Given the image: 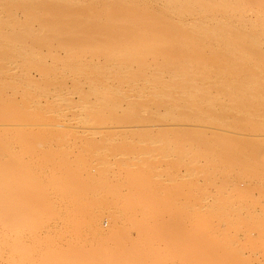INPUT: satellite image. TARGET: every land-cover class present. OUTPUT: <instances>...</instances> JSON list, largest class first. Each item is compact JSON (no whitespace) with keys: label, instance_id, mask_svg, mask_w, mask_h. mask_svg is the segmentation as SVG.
Listing matches in <instances>:
<instances>
[{"label":"rangeland","instance_id":"rangeland-1","mask_svg":"<svg viewBox=\"0 0 264 264\" xmlns=\"http://www.w3.org/2000/svg\"><path fill=\"white\" fill-rule=\"evenodd\" d=\"M40 1H41V3L39 1L37 3H34L35 6H34V4H33V6H31L32 5L31 2H28L29 4L26 3V5L23 2L21 3V6H22L21 12L24 14V16H21V24L23 26H25V25H28L25 23H29L30 26H34L35 29H39L38 31H40V29H41V32H43L45 30L44 31V33L46 32L45 34L41 33L42 34V36H41L40 32L37 31V33H36V30H35V33L33 31H32L33 33L29 32L28 30H25L26 29V26H25L24 30H23V27H21V32H22L21 36L25 32H26L25 34H27V35L24 34L23 38H21V36L19 34L18 36L20 37L21 40L20 39L15 40V42H13V40H1L3 38V36L2 35L0 36L1 37L0 38V127L6 128V129L0 130V174H1L0 177H6V175L13 176V179L15 180L14 184L16 183L19 186V187L18 186H16V187H18L20 189V190L18 189V191H21L22 197H25V198H28V196H30V194H32L31 192H33V190L35 188L40 189V192L37 191L38 189L37 190L35 189L33 192V195H35V194L36 195L34 197H32V196L30 197V199L31 200L33 199L34 201H35V199L37 200L39 198H40L39 200H42V201L45 198H47V200L49 198L50 199L52 198L53 201H55V199L56 200L60 199V201H56L57 203L61 202V200L64 202L65 200L69 199V198L66 199L68 197V193H64V191L65 192L68 191L69 193L71 191V192L76 193V194L70 193V195L71 194L72 195L71 196L69 195L70 199L74 198L73 199L74 201H77L80 198V200H82L83 202H86L89 199V201L91 203H92V201L94 203H97V201H98L99 204H102V202H104L106 199H107L106 201H108V202L109 201L114 202L112 199H114L116 201L117 197H119V196H117V197L114 196L115 193L110 194L111 189H110V187H108V183L103 182L104 178H106L107 180L109 179L108 182L111 183V185H112L111 186L112 191L115 192L116 186L117 185L119 186V184L121 183L119 180L123 179L120 177L126 176V178L128 180H129V178H131L130 181H128L127 179L125 181H128V182L122 181L125 184V185L122 184L124 186V188L122 187L120 190V186H119V189L117 186V190L119 191V193L121 191L122 192L125 191V192H123V195L125 194V196H127L128 194H129L128 196L132 195L129 197V201H130V199L136 200L138 198H142L139 200H147L148 201V198L151 196V199L150 198L149 199L152 202L153 201L156 202V201L160 200V201H158V203L162 204L164 201H166V203L171 202V205H173V206L175 205L174 201H177L176 204L181 205V203H182L186 206L188 204H185V203H193L194 202V205H196L195 207L198 208V210H201V212L199 211V213H201V214H202V212L207 213V211H209V210H207V208H210L213 210L212 212H210L211 215H213V216H218V217L220 216L221 217V215H224L223 217H225V215H230L233 217L256 218V219L257 218H263L264 219V138H263V135H262V139H261V137L259 139V137H257V135H255L257 133L260 136V133L261 134L264 133V132H262V131H264V40H178V41L170 40L171 42L169 40H153V41L152 40H143V42H142V40H139V41L137 40L138 42L136 40L135 41L134 40H130V41L124 40L126 43H124V42L120 43V42H122V39H124L126 37V35H123L122 32L119 33L120 30H117V32H113L114 34L112 33L113 34L112 40H110V39L109 40H101L100 38H103V36H101L102 35L101 32H104V31L101 29L97 31L96 25L99 26L100 22H97L99 20H97L96 17L95 18L89 17V15H91V13H90L91 11L94 10V13L97 12V11H95L96 9H94V5L96 8V3L99 4V5H97V10H100V9L108 6V8H105V9L108 12L110 11L109 14H113V15H118V14L122 15V13L123 14H124V12L128 13L129 11L130 12H133V11L137 12L139 9V13H141V14L137 15V17H136L137 19L144 18L145 16H147V14H148L147 12H149V11H150L149 14L150 13L154 14V12H155V15H156L158 13L156 15V17H158V19H163V17L164 18L166 17L164 15V11H167L168 8L170 10H173L176 6V8L174 10H177L178 8H180L179 10H185V9L189 10L193 6L195 7V5L197 3V5H196L197 7L195 8V11L201 10L204 5H206V7H208V9H207L204 6L205 7L204 9L209 10V9H213L215 7V5H216V7H217V5H219L217 1L215 3V0H213L214 2H212V1L209 2V0H201V1H199V0H179V1L174 0L175 3L173 2V0H163L166 3L159 1V0L158 1L157 0H154V1L151 0L150 2L151 3L153 2L152 3L153 5L149 2V0L148 1L147 0H134V1L133 0L132 1L131 0H129V1L125 0L126 1L125 3L122 2L124 5H122L119 0H118V2L120 4L117 2V0H116V2H115V0L114 1L110 0L114 4L112 2L109 3L110 2L109 1V2H107L106 6L103 4L104 7H103V5L102 6L100 5L101 3H104V2L99 3L100 0H86V1L85 0H82V1L76 0V2H75V0L74 1L71 0L73 3H69L68 2L69 0H51V2H50V0H40ZM66 1H67V3H66ZM106 1H108V0H105V3H106ZM121 1H124V0H121ZM127 1L128 2L131 1L133 3L130 2V4H126V3H128ZM135 1L138 3V4L136 3V5L140 4L139 5L140 7H141V5L142 6L144 5V8L141 7V8H143L141 10V8H139V6H136V5L133 6L132 4H134ZM140 1L142 3H140ZM169 1L170 2L172 1L173 3L170 4ZM187 1H188V3H187ZM257 1L258 0H250V1H248V0H242V1L241 0H239V1L238 0H235V1L231 0V2H232L231 3L230 0H228L226 3L229 2L230 4L233 5L236 2V5L234 4L233 6H235L237 8L240 7L239 9H241V7L243 6V7H247L246 9L250 8V10H252L251 8L260 9L264 5L263 4L264 0H259L258 2ZM144 2L146 4V6H145V4H143ZM160 2H162V3H160ZM179 2H182V4ZM205 2H206V4H205ZM238 2L239 3L242 2L243 4L241 3V5H239ZM250 2L254 5L250 4ZM38 3L40 5H36ZM116 3H117V5H119V6L122 5V6L117 7V5H115ZM168 3L172 6L169 7ZM176 3L177 4L179 3L178 6ZM186 3L188 4V6H192V7L187 8L188 6ZM207 3H209V4H207ZM222 3H223V1L221 2V4ZM125 4H126V9H125ZM154 4H155L156 8L159 10H156ZM189 4H191V5H189ZM201 4H203L202 7H201ZM211 4L212 5L214 4V6H212ZM223 4H225V3H223ZM259 4L262 6H260ZM41 5H42V7H41ZM109 5H111V7ZM179 5H182V6L185 5V7H181ZM30 6H31V8H30ZM36 6H38L39 9L41 8V11H39L38 7H36ZM46 6L51 7V9L46 7ZM98 6H101L102 8L99 9ZM147 6L149 7L147 9H150V8H152V9L147 10L146 9ZM153 6H154V8H153ZM164 6H165V8L167 7V10L164 8ZM109 7H110V10H108ZM122 7H124V8H122ZM171 7H173V9H171ZM26 8L28 9L27 10L28 12L30 10V13H28V15L26 14L27 13ZM46 8L48 9V12H46L47 11ZM89 8L91 9L90 12L88 10ZM113 8L116 10H114ZM119 8H121V9H119ZM133 8L135 10L131 11ZM193 8L191 10H193ZM75 9H77V10L73 11ZM78 9H79V12H78ZM86 9H87V11H86ZM112 9H113V12H112ZM122 9H124L123 12H122ZM43 10H45V13ZM51 10H54V12L53 11L52 12L56 13L54 18H53L54 14L51 13ZM119 10H121V12ZM146 10H147V12H146ZM153 10H155V11H153ZM36 11H38V15L40 17H37L38 15L35 13ZM158 11H160V12H158ZM41 12L43 14H40ZM71 12H74V13L71 14ZM22 13H21V15H22ZM65 13H66V15H68V18H65L66 17ZM75 13H77L76 16L77 15L79 17L81 16L83 22L80 21L81 18L78 20L77 19L78 16L77 17L74 16ZM78 13L79 14L82 13V14L79 15ZM85 13H90V14L87 15ZM160 13H161V15H160ZM33 14H34V17L31 16ZM56 15H58L59 17ZM82 15L84 16V18L86 17V20L83 19ZM158 15L161 16L162 18H160ZM26 16L27 17L30 16V18H31V19L29 18L31 20L30 22H28L29 19H27ZM35 16H36V18H35ZM44 16L46 18L48 16L47 20H45L46 18ZM139 16L140 17L142 16V17L140 18ZM72 17L75 20H73ZM87 18H89L91 21H87V20H89ZM32 19H38V21L37 20L33 21ZM56 19L57 20L59 19V20L56 22ZM68 19H70V20L72 19V20L70 21ZM43 20H44V22H43ZM62 20L65 23V24L63 23V26H62V24H59V23H62ZM164 20H168V19L165 18ZM22 21H23V23L24 22L25 23L23 24ZM41 21L43 22V23H41V24H43L42 27L45 25L43 27L44 30L42 29L41 24H39ZM53 21H54V23H53ZM75 21L80 22V24L74 23ZM84 21L86 24L84 23ZM31 22H32V24H31ZM35 22H37V23L39 22V23L35 24ZM49 22H50V25H49ZM89 22H91V23H89ZM69 23H71V25ZM82 23H84L85 26L81 25ZM94 23H96V24H94ZM97 23H99V24H97ZM52 24L53 25L55 24L54 27L56 26L58 29L56 27L51 28ZM57 24H58V26H57ZM89 24H90V26H89ZM37 25H40V26H38L39 28L37 27ZM48 25H49V28H48ZM64 25H66V26L64 27ZM67 25H68V27H70V30L67 27ZM74 25L76 27H74ZM171 25H174V23H171ZM60 26L64 27V29L63 28L61 29ZM79 27H81V29L83 31H79L80 30ZM87 27L89 30L87 29ZM50 28L53 29L52 32L54 31V33H52L50 30L48 31V29H50ZM65 28H68V29H65ZM72 28L75 31H77V33H75V31H73ZM76 28L78 30H76ZM94 28H96V29H94ZM171 28H172V30H171ZM177 28H178V30H177ZM31 29H29V30H31ZM54 29H57V30H54ZM60 29L61 30H67L68 32H65L63 35L61 33H59V35L61 36L60 37L57 34L58 32H60L59 31ZM71 29L73 32H71ZM104 29H106V28H104ZM174 29H176L177 32H176V30L174 31ZM184 30H185L186 34H184L185 33ZM188 30H190L188 27L187 28H185V26L184 27L183 26L177 27V25L175 24V26H173V27L170 26V28H168V30H166V31H168L167 34L170 33V35L171 34L174 35L175 33L180 32L182 35L186 36L187 32H189ZM172 31H174V33ZM49 32H51V33L49 34ZM82 32L85 34V36L83 35ZM93 32L94 33L97 32V33L94 34ZM98 32H100V33H98ZM106 32H108V34L110 33L108 30H106ZM159 32H161V31H159ZM4 33H5V31H4ZM28 33H31V34L28 35ZM71 33L75 34L76 38L74 35L72 36ZM87 33L90 35V38H88L89 40H86L87 37H89V35ZM161 33H164V32L162 31ZM32 34H33L32 39L31 38L29 39L28 37H31L30 35H32ZM34 34L40 35L41 38L43 37L42 38L43 43H45L47 40L50 43V41H52V37H53L52 35L54 34L53 38L55 40L53 39V43H54V41H55V43L52 44V42H51L50 45H49V43H45V44L49 45V46L46 45L47 46L46 47L45 44H43L41 42L42 40H41L40 36L39 37L36 36V40H39V41L35 42V39H33V37L35 36ZM46 34H49V35H46ZM65 34H67V35H65ZM68 34H70V36ZM115 34H116V39L114 36ZM191 34H192V36L193 35H196V37L198 36L197 33L192 32V30H190V34H188V35H191ZM44 35H45V39H44ZM78 35H81L83 37V39H81V36H78ZM120 35H121L122 39L120 38ZM26 36H28V37H26ZM48 36L49 37L51 36V37L49 38ZM46 37L49 39L46 40ZM58 37H60L62 40H60V38L58 39ZM67 37H69V38H67ZM70 37H73V39H71ZM193 37H195V36H193ZM65 38H66V40H65ZM67 39H69V41H67ZM92 39H94V40H92ZM57 40H59V42ZM16 41H18V42H16ZM131 41H132V43H131ZM173 41H175V42H173ZM69 42H71V43H69ZM39 43H41L40 45H42V46H40ZM62 44H64V45H62ZM69 44H71V45H69ZM59 45H61L60 48L58 47ZM51 46L53 47V49H55L54 51H53V49H51L52 52L50 50H48V48L50 49ZM62 46H63V48H61ZM71 46H72V48H71ZM73 46H75V48ZM148 47L149 48L153 47V48L149 49ZM69 48H70V50H69ZM146 49H148V51ZM71 50H72V52H71ZM73 50L75 52H73ZM120 52H122L123 54H121ZM144 52H145V55L143 54ZM131 54H132V56H131ZM161 54H162V56H161ZM124 55H125L126 59H125ZM127 55H129V56H127ZM134 55H135L136 59L134 58ZM127 57H129V58H127ZM130 58H134L135 60L139 59V60H137L135 62ZM121 59L124 61L120 62V61H122ZM127 59L132 60L133 64L131 65L132 62H130V61L128 63ZM144 59L146 61H144ZM151 60H153L152 61L153 64H151V62H150ZM164 62L166 64H164ZM124 63L126 65H124ZM144 64H145V66L147 64L146 69H145V66L143 67ZM122 65H124L126 67H124V66L122 67ZM150 65H151V67H150ZM179 68L180 69L182 68V69L180 70ZM148 70L150 71V73ZM152 71H154L155 73L154 72L152 73ZM168 72L170 74H172V76L169 75ZM175 73H177V74H175ZM148 74H150V76ZM179 74H181V75L179 76ZM151 76H155L154 78L155 79L158 78V79L155 80ZM170 76H171V78H169ZM175 76H177V78ZM146 77H149V78H146ZM106 78H108L107 80H110L109 78H111L112 82L110 84H107L106 80H105ZM150 79H152V80L154 79V81L157 84H154L155 82L152 84H148V83L144 82V80H150ZM171 79H173V80H171ZM169 82L171 83V85ZM159 83H160V85H159ZM150 85L153 86L152 87L153 93L150 92L151 87L148 88ZM154 85L156 86L157 89L154 88ZM173 85H175V86H173ZM129 86L134 87V89L136 88L135 89L136 91L133 90L132 91L133 94L132 93L131 94H128V93L125 94V92L123 94L122 90L125 88H128ZM171 86H173V87H171ZM137 90H139V92ZM146 90H148V92ZM136 93L137 94L140 93V94H138V96H141V97L137 96L139 99L136 97V95H137ZM159 93H161V94H159ZM121 94L125 95L126 97L122 96ZM127 96H129V97H127ZM130 97L132 99L133 98L134 99L133 100L130 99V100H132V101H130L129 100ZM124 98H128V99L125 100ZM88 100L90 101L88 103L94 104V105H92V108H94V109L89 108L88 109L89 112L84 111L85 112V115L83 114L84 116H81V115L76 116V113L73 111L72 106H76V107H78V105L82 106V102L84 101L83 102V105H84V103ZM112 103H113V105H112ZM119 103H122V104L120 105ZM86 113H88L89 115H87ZM74 116L79 117V118H83V119H85V117L88 116L86 118V120L89 119L88 121L91 120L94 122H99V123L101 122L104 125H123V126L125 125V126H132V127L136 126L135 129L139 125V127H138L139 131L137 130L138 128L136 129L135 133L134 132L128 133L129 132L128 131V132H126V133H128V135H126V137H125V135L122 134L126 140L123 137L119 136L120 137L119 139H121V141H122V139H124V146L127 145L126 148H128V147L132 148V145H134L136 148L137 146L135 145V142H137L136 144H138L140 142L139 139L143 140V141H146L147 139H149V141H152L151 139H153V141H154V139L158 140V138H159V140H160V138L164 139V138H167L168 136H170V138L168 137L167 140L172 139V142L174 141V144H176L177 142L184 144V147L186 148L185 150H189V153H191L192 151H190L191 149H187L186 146L190 145V147H192L191 145H193V148L195 149V153L197 156V157L196 156L195 157L198 159L197 163L200 162L199 164H201L198 166L196 164V166L200 167V170H202L203 173H200V174L196 173L197 175L195 177H193V178L191 177V179H190L191 181L188 179L189 177L187 178L188 179L187 181H185V180L182 181V179L184 178L182 176H180V179L182 178L181 180L178 179L179 178L178 175H181V173L184 171L185 168H184V166H180L181 168L179 167V169H177L178 165H175V164L177 162H180L179 160H177L178 157H184V156L181 155V153H178V155H180V156H177V154H176V157H171L169 155L170 158L168 156L167 158H169V159L168 160L165 159V160H167V161H165L164 160L165 155H163L164 157L162 156L161 150L163 149V147L166 144L164 145V142H162L163 144L160 142V145H164V146H161V148H162L160 150L161 151V153H160L161 159L160 158L159 159L164 160V162L162 161V163L160 164L159 161H157L158 160L157 158H156L157 160L156 159L153 160L154 158L152 157L153 159H151V156H149L150 158H148V159H151V160H149V162L147 164L150 165V164H152L150 162L155 161L154 162L155 166L152 168L159 166L158 169H157V167L155 168L156 171H159V172H157L158 175H160V171L162 172L165 170L166 173L162 172L161 176H158L156 174L158 178L156 177L157 179H155V180L159 181L162 177L165 178L167 175L168 176L166 179H168L169 177L171 179L173 176L172 173L174 174V176L177 174V177L175 176V178L179 182L180 181L185 182V184L182 183L183 184L182 187L179 186V184L181 185V182L178 183L177 186L175 185L174 176H173V178H174L173 181H169L170 179H168V182H167L163 178L161 179V180H164L165 182L169 183V185L167 183H165L164 181H160V182L157 181V183L155 182L156 184L154 185V184H152L154 182H152V181L150 182V180H153V179H151L152 176H154L153 178H155L156 175H155V173L153 174L151 172L150 173L152 175L149 173L151 175L150 180L147 179V180H149L148 182H150L149 186H148V184H146L147 180H145V177H144L145 176L144 174H146V173H143L144 179H143V177L141 178V176H139L142 173L139 174L138 176L135 175L136 173L139 172L138 168H136V165L132 169L129 168V169H122L121 170V167H124L127 164V163L125 164V162H124V164H125L124 165L122 162L125 160V155H124L123 160H121L122 158L120 157L121 162L120 161L119 162H120L121 166L119 164V166L116 165L115 168L112 167V169L113 168L116 169V167H117L116 171L114 170V172L116 173V176H117L116 178H118V175H117L118 172L117 171H119V173H122V174L124 173L123 174L124 176L121 174V176H119V178H118V181L120 183L117 182V184H114V183H116L115 181L117 180L116 178H114V176L112 177L113 183L110 182L111 181L110 177L112 175L109 174L108 172H113V171H112V169H110V171H108L109 167L107 170L108 172L105 173L106 175L109 174V176H107L109 178H107L106 175L104 173H102L103 175L101 174L100 176L104 177V175H105V177L104 178L101 177V180H100V177L98 175L100 173L98 171H96L97 170V167L95 166L96 164L94 165V163H91V161H90V160H92V159H90V157H92L93 153L91 156L90 155L88 156V153H87V155H86V153H84L85 150H87V149L83 148V146H84L85 148H88L87 151H89V150L91 151V148L89 146H94L93 142H95V140H90V138H89V140L86 142L85 140H87V139H84V137L83 138L79 137V138L74 139L73 136L70 137L72 135L71 133H69L70 136L67 135L68 133L66 135H64L65 133L62 135L63 132L61 131V134H60V132H58L59 130L57 129L58 130L57 131L56 128H54V126H53L55 123L62 122L63 120L75 119ZM46 124L48 125V127H50V125H52L54 128V131L47 129ZM19 125H21L22 127L24 125H27L28 129H27V126H24L26 129H24V131H21L22 130L21 127L19 129H17ZM29 125L31 127L33 125L34 126H33V128H30ZM37 125H39L40 128H38ZM154 125L158 126L159 129L153 128ZM10 126H11V128L14 127L16 129H14V128L10 129ZM15 126H17V127H15ZM140 127L141 128L145 127L149 131H146V129H141ZM151 128H153L155 130H153V129L151 130ZM55 130L57 132H55ZM132 130H133V128H132ZM140 130H143V132L142 131L140 132ZM222 133L223 134L228 133V135L230 134V136H231V133H234V134L237 133L238 135L234 136L235 139L233 137H229V138L234 139V141H232V140L229 141V138L227 136L222 135ZM54 134H55V136H54ZM62 136H66L63 138V142L60 140V139H62ZM68 137H70V138H68ZM67 138L70 140H68ZM97 138L100 139V137H97ZM65 139L70 141V142H68V141L65 142L66 141ZM78 139H80V140H78ZM99 139H98V141H99ZM103 139L105 140L108 138H103ZM113 139H116V138H113ZM113 139L109 138L108 141L111 140V142H112ZM119 139H116V141ZM55 140L57 141V143ZM104 140L101 139L102 142H104ZM127 140L129 141V143H127L128 142ZM167 140L165 141V143H167ZM175 140H177V141H175ZM53 141L56 143V145ZM73 141H76L79 145L77 143H75V145H74ZM114 141L115 140H113V142ZM116 141H115V143H118V144L112 143V144H115L114 147L116 149H119L120 147L124 148V146L122 145L123 141L122 142L120 140H119L120 142H116ZM161 141H164V140H161ZM48 142L51 143V145ZM59 142H60V144H59ZM83 142L84 143L86 142L88 145L86 143L84 145ZM105 142H106V140H105ZM172 142H170L169 144L172 145L173 144ZM66 143L73 144L74 146L68 145L70 147V149H68L69 147H67ZM96 143H97V141H96ZM106 143L108 145V142H106ZM180 143H178V144H180ZM109 144H111V143H109ZM129 144H131V146H128ZM61 145H62V147H61ZM107 145L105 144V146H107ZM117 145H119V147ZM232 145H234V149H233ZM43 146L45 147L46 150L44 149ZM47 146H50V148L49 147L47 148ZM64 146L67 149L64 148ZM155 146H157V145H155ZM172 146H175V145H172ZM52 147L53 148L55 147L54 150ZM58 147H59V149H58ZM165 147H167V151H168L169 150L168 148H170L171 146L170 147L165 146ZM181 147H183V146H181ZM130 148H128V150ZM138 148H139V150L140 149L142 150V148H140V145ZM152 148H155V147L152 146ZM173 148L174 147H172V150H173ZM71 149H73L74 155L73 154H71L72 156L69 155V159H68V157H67L68 155H66V153L71 152ZM79 149H81V150L83 149V150L81 151ZM144 149H145V147H144ZM92 150H95V148L92 147ZM152 150H154V149H152ZM165 150L166 149L163 150L164 153H165ZM170 150H171V148H170ZM170 150L168 151V154L170 153ZM182 150H183V148H182ZM78 151H81V152L84 151L83 154L82 153H80V154H82L83 157H85V158L89 157V158H87V160L90 161V163L94 165V166L92 165L93 167H96V169H95L96 172L93 175H95L97 177L94 176L95 178H94V180L92 179L93 180L92 183H91V179H87V177L81 178V175L79 172L75 173L77 171V169H76L77 164H79L78 161L80 162V165L83 162H84V164L86 163L85 161H83L84 158L82 160H80V158H82V157H80V155L78 154ZM112 151H115V150H112ZM123 151H124V149H122L121 153H124ZM24 152H26V153H24ZM63 152H65V153H63ZM75 152L77 154H75ZM117 152H118V150H117ZM125 152H126V150H125ZM131 152L132 151H130V155L132 157L133 153H131ZM148 152H149V150H148ZM153 152H152V154L151 153H149V154L153 155ZM177 152H173V153H177ZM173 153H172V156H175ZM186 153H187L186 155L188 156V151H186ZM52 154H54V155H52ZM58 154H59V156H57ZM125 154H127V153H125ZM160 154L158 153V155H160ZM193 154H194V152H193ZM199 154H201V155H199ZM76 155H77L76 158L79 157V159H73ZM127 155H129V154H127ZM130 155L126 156V157H128L126 159L130 160V158H129ZM191 155H192V153H191ZM63 156L65 159H63ZM144 156L145 157H142V158L147 159L148 156L146 154H144ZM154 156L157 157V154L154 153ZM104 157H105V155H104ZM186 157L182 158V159L187 160V162L186 161L185 162L187 164L188 163L190 164V162L188 161V159H186ZM32 158H33V160H32ZM66 158H67V161H66ZM70 158H71V160H70ZM142 158H139V160H141ZM144 159L141 160L143 163L137 161V162H139L138 164H140V163L142 164L143 168H145L144 165L146 164V163H144ZM179 159H181V158H179ZM68 160H70L71 162H69ZM136 160H135V162H136ZM31 161H33V163ZM168 161H173L172 162L173 164H171V162H168ZM195 161H196V159H195ZM29 162L32 163L33 165L29 164ZM67 162H68V164H67ZM72 162H76V163H74L76 165L74 166V164ZM156 162H158L161 166L156 165ZM165 162H168V163L165 164ZM131 163L134 164L133 162H131ZM131 163H128V164H130V167L134 166V165H131ZM138 164H137V166H138ZM177 164H179V163H177ZM181 164L182 163H180V165ZM204 164H205V166H204ZM71 165H72V167H70ZM82 165H81V168L83 167ZM86 165H88V164L86 163ZM164 165L166 166V168H164L165 167ZM174 165H175V168H172V167H174ZM182 165H184V163ZM28 166H30L32 168L31 169L29 167L31 169V171H34V173L36 172L35 177H32V175H34L33 172L30 173V171H26V170H30L28 168ZM33 166H35V167H33ZM167 166H168V169H167ZM74 167H75V169H74ZM138 167L140 168V165ZM160 167H162V169H160ZM169 167H170V169H169ZM190 167H191V165H190ZM190 167L188 166V168L191 170L192 167L191 168ZM203 167H205V168H203ZM21 168L23 170L22 173H21ZM23 168L26 169L25 173H24ZM102 168L99 167V169H102ZM152 168H151V170H153ZM193 168H194V166H193ZM61 169H62V171H61ZM68 169H71V170L69 171ZM118 169H120V170H118ZM134 169H135V171H134ZM175 169H177V170L175 171ZM195 169H197V168H195ZM125 170L126 171L132 170V171L131 172L128 171V172H126L127 173L126 174ZM147 170L148 169L144 170L143 172H146ZM178 170L179 171L182 170V172H179ZM56 171H57V173H56ZM59 171L63 172L64 174L60 173ZM67 171H69V174L71 176L67 177V175H68ZM91 171H94V170L91 169ZM185 171H187V170L185 169ZM26 172H27V174L30 173V177H28ZM41 172H44V173H41ZM105 172H106V170H105ZM187 172H183V174H186ZM78 173H79L80 178L75 175V174L78 175ZM128 173H130V175ZM21 174L24 176H22ZM72 174H73V176H72ZM37 175H38V179H37ZM51 175H52V177H51ZM56 175L58 177H55ZM43 176H45V177H43ZM62 176L63 177L66 176V177H64V180H63ZM89 176H88V178H92V176L91 177H89ZM131 176H133V177H131ZM41 177H42V179H41ZM98 177H99V180L101 181V185H99L98 181L97 182L95 181V179ZM139 177H140V179H139ZM21 178H23L22 180L26 184L21 180ZM77 178L80 179V180H78V183L76 182ZM29 179L31 181V185H30V183H28L30 181L26 182V180H29ZM31 179H34V180H31ZM51 179L53 182L50 181ZM66 179H67V181H66ZM82 179H84V180L82 181ZM85 179H87V181ZM102 179H103V181H102ZM106 179H105V181L107 182ZM124 179H125V177H124ZM133 179L135 180V182ZM142 179L145 180L144 181L145 184H144ZM176 179H175V181L177 183L178 181ZM195 179H196V182H194L192 184L188 183V181L192 182V180L194 181ZM40 180H43V181H40ZM61 180H63V181H61ZM74 180H75V183H74ZM96 180H98V179H96ZM155 180H153V181H155ZM63 182L64 183L66 182L65 184H67V185L65 186V184ZM67 182L70 184L68 185ZM132 182H134V183H132ZM172 182H174V183L170 184ZM22 183H24L26 186H24V184H22ZM33 183H35V184H33ZM158 183L160 185L166 184V186L163 187L165 190H163L161 188H160V190H158L159 189ZM63 184L65 187L64 190H63ZM91 184H93V185H91ZM102 184L104 186H102ZM106 184H107V186H105ZM150 184L153 186H151ZM186 184H187V187L188 188L191 187V189H193L192 188L193 186H196V188H194L195 190H193L194 192H191L194 194V196H192V194H189L190 189H186L187 188ZM188 184H189V186H188ZM32 185L33 186L35 185V186L33 187ZM43 185H45L46 187H44ZM71 185L72 186L75 185L76 187L74 186V188H77V189H74ZM77 185H78V187H77ZM156 185H158V186L154 187ZM167 185L169 188L167 187ZM28 186H31L33 189L29 188ZM144 186L147 187L148 192L146 190V187H144ZM174 186H176V187L174 188ZM39 187H41V188H39ZM66 187L71 188L70 191H69V189L66 190ZM92 187H93V189H92ZM94 187H96V189ZM99 187H101L102 189H103V187H105V188L107 187L106 189H103V190H107L109 188V192H107L108 194L106 193V191H103L104 193H106V195L105 194L102 195V191L100 193L101 188H99ZM47 188L49 191L50 190L51 191L49 192L47 190ZM72 188L74 189L73 191H72ZM21 189H24L23 192ZM41 189H42V191H41ZM113 189H115V190H113ZM169 189L171 190V192ZM27 190H29V192ZM61 190H63V191H61ZM88 190L91 192L90 193L87 192ZM93 190H94V192H97L96 190H99V192H97L99 195L97 193L92 192ZM117 190H116V195L118 192ZM151 190L155 191L156 193H158L157 195H160V196L159 197L156 195L153 196L152 195L154 193L153 191H152L153 193L152 194L150 193V195H149V192ZM24 191H25V193H24ZM44 191L45 192L48 191L47 193H48V195H50V197L48 195H46V193ZM83 191H85L86 194ZM165 191H167V192H165ZM41 192L42 193L44 192L45 194L44 193L42 194ZM177 192L179 193L178 195H177ZM23 193L24 194L27 193L26 194L27 196L23 195ZM61 193L67 195V196H64L62 194L63 197H66L65 200L61 196ZM141 193H142V197H141V195H139ZM146 193H148V195H147L148 198L146 196ZM168 193L171 194V196L168 195ZM174 193H175V195H174ZM51 194H54V195H51ZM87 194H88V196H87ZM95 194H97L99 197H97V195H95ZM164 194H166V196ZM172 194H173V196H172ZM75 195H77L78 198ZM81 195H82V197H79ZM110 195H112V197ZM144 195L146 196L145 199H143ZM162 195L165 197H163ZM167 195L169 197H167ZM36 196H38V197H36ZM105 196H107V198ZM121 196L122 195H120L119 198L124 197V196H122V197ZM205 196H207V197H205ZM22 197L20 198L22 201L24 200L23 202L21 201L22 203H25V202L29 203V200H28L29 198L25 199ZM156 197H158V198H156ZM160 197H162V198H160ZM76 198H77V200H76ZM153 198H154V200H153ZM52 199L50 201H52ZM72 199H71V201H73ZM123 199H125V197ZM123 199H120V200H122V202H120V201H117V202L119 204L123 203V201H124ZM27 200H28V202H27ZM47 200H45V203L47 202ZM127 200L128 199H126V201ZM42 201L41 202L39 201V202L43 203ZM204 201H205V203H204ZM206 201H209V202L207 203ZM117 202H114V203H117ZM206 203H207V205H206ZM106 204L104 203L105 206H106ZM167 205L168 204H166L165 206H167ZM194 205H192V206H194ZM107 206H109V203L107 204ZM173 206H171V207L168 206V208H166V210H168L170 208V209H172V211H174V210L178 211V210H176L177 209L176 207L178 205L176 207L174 206L176 209ZM186 206H185V208L188 209L189 206L188 207H186ZM192 206L189 207L190 210L192 209ZM182 207H183V205L181 206V208ZM185 208H183V213H185V211H184ZM178 209H180V208L178 207ZM193 209H194L193 211H195V208H193ZM180 210L182 211V209H180ZM180 210L178 211L180 213H177V212L175 213V211H174L173 216L175 215L178 217L179 215L182 214V216H181V218H182L184 215H183V213H181ZM188 210H186L185 215L188 214L187 213ZM102 211L103 210H101V212ZM191 211H189V212H191ZM220 211H221V213H220ZM105 212L106 211H104V213ZM195 213L197 215L199 214V213H197V211H195ZM195 213H194V216L196 215ZM111 215H113V213ZM204 215L206 216L207 214H204ZM208 215H210V214H208ZM116 216L117 215H115L113 217L111 216L113 218L112 219L113 221L111 220L112 221L111 223L118 225L121 221V218L120 217L117 218ZM24 217L27 218L26 215ZM106 217L107 216L104 215L103 219L102 218L99 219L101 224L105 225V226H103L104 228L106 227V224H107L106 222L108 220V219L106 220ZM184 217H186V216H184ZM101 220H103V221H101ZM100 222L98 221V224H100ZM120 224H123V222ZM96 225H97V223H96ZM25 226H27V225H25ZM24 229H25L24 234H27L26 233L27 228H24ZM87 229L89 230V228H87ZM87 229H86V231L89 234V231ZM43 232L41 231V236H42V234L44 236L45 233H43ZM102 232H103V230H102ZM104 232L101 233L102 238H100V239L104 240V242L109 241L106 243L112 244L110 241H112L113 238L115 239V236H112L111 233H110V235H106L107 232H106V234ZM28 234H29V232H28ZM66 234H64V232H63V235H62V238H64V239H62L63 241L66 239L67 235L69 236V238L71 237L70 234H67V235ZM111 236H112V238H111ZM26 238L27 239H25V240H27V242H28V237H26ZM252 239H254V238H251V240ZM114 242H113V244H114ZM243 242H245V241H243ZM248 242H250V240L246 241V245L244 244L245 247L247 246V244H248V246H249V244L251 246L252 243L254 242V240L252 241V243L251 242L248 243ZM242 248H244V247H242Z\"/></svg>","mask_w":264,"mask_h":264},{"label":"bare ground","instance_id":"bare-ground-1","mask_svg":"<svg viewBox=\"0 0 264 264\" xmlns=\"http://www.w3.org/2000/svg\"><path fill=\"white\" fill-rule=\"evenodd\" d=\"M40 2L41 3V1L40 0H0V36L2 35L3 36V38L1 39V40H13V42H15V40H19L20 39V37L18 36L19 34H20V36H21V27H23V30L25 29V26H26V29L25 30H28L29 32H34L35 33V30H36V33H37V31L39 30V29H35V27L34 26H30V24L29 23H25V24H28V25H25V26H23L22 24H21V16H24V14L21 12V8H22V6H21V3L23 2V3H25V5H26V3L27 4H29L28 2H31V6H33V4L34 3H37V2ZM72 1H74V0H72ZM71 0H69L68 2L69 3H73ZM79 1V0H78ZM82 1V0H81ZM80 1V2H81ZM86 1V0H85ZM110 0H108V1H106V3H105V0H100L99 1V3H101V2H104V3H101L100 5L102 6L103 4L106 6L107 5V2H109ZM114 1V0H113ZM120 2H121V4L122 5H124L123 3H125L126 1L124 0V1H121V0H119ZM129 1V0H128ZM127 1V2H128ZM132 1V0H131ZM130 1V2H131ZM134 1V0H133ZM148 1V0H147ZM151 0H149V2H150ZM152 1H154V0H152ZM158 1V0H157ZM159 1H162V2H164V3H166L165 1H163V0H159ZM177 1H179V0H177ZM199 1H201V0H199ZM214 2L213 0H209V2ZM216 1L218 2V4L219 5H217V7H216V5H215V7L213 8V9H209V10H205L204 8L206 7V5H204L203 7H202V5L203 4H201V7H202V9L201 10H196L195 11V8L197 7L196 5H197V3H196V5H195V7L193 8L192 6H188V1H187V8H193V10H191V9H189V10H187V9H185V10H179L180 8H178L177 10H174L175 8H176V6H175V8L173 9V7H171V9H173V10H170L169 8H168V10H167V7L165 8V6H164V8L167 10V11H164V15L166 16L165 18H167L168 20H164L165 18L163 17V19H158V17H156V15L158 14H156L155 15V12H154V14L153 13H150L149 14V12H147V10H151L152 8H150V9H147V8H149L148 6L146 7V12L148 13L147 14V16H143L144 18H141L140 16V18L141 19H137L136 17H137V15L139 14H141V13H139V9H138V11L137 12H134L133 10H135L134 8L131 10V11H133V12H128V13H125L124 12V14L122 13V15L121 14H118V15H113V14H109V12L105 9V8H108V6L107 7H104V5H103V7L104 8H102L101 6H98L99 7V9L100 8H102V9H100V10H97V5H99V4H97L96 3V8H95V5H94V9H96L95 11H97L96 13H94V10L93 11H91V9L89 8L88 10H89V12L91 13V15H89V17L90 18H92V17H96V19L97 20H99V21H97V22H100V24L99 23H97V24H99V26H97L96 25V27H97V31L98 30H103L104 32H101V36H103V38H100L101 40H112V37H113V32H117V30H120L119 31V33L120 32H122L123 33V35H126V37L124 38V39H122V37H121V35H120V38L122 39V42H120V43H126L124 40H142V42H143V40H176V41H178V40H264V5L262 6V5H260V6H262V8H260V9H253V8H251L252 10H250V8H248V9H246L247 7H241V9H239L240 7H235V6H233L234 4L236 5V2L232 5V4H230L229 2L228 3H226L228 0H215V3H216ZM223 1V3H225V4H221V2ZM235 1V0H234ZM239 1V0H238ZM242 1V0H241ZM248 1H250V0H248ZM259 1V0H258ZM257 1V2H258ZM43 2V1H42ZM50 2H51V0H50ZM75 2H76V0H75ZM84 2V1H83ZM112 1H110L109 3H111ZM115 2H116V0H115ZM117 2H118V0H117ZM123 2V3H122ZM130 2H128V3H126V4H130ZM162 2H160V3H162ZM168 2V1H167ZM173 2H174V0H173ZM172 1L170 2L169 1V3L171 4V3H173ZM185 2V1H184ZM193 2V1H192ZM191 2V3H192ZM203 2V1H202ZM230 2H231V0H230ZM66 3H67V1H66ZM87 3V2H86ZM113 3V2H112ZM119 3V2H118ZM131 3H133V2H131ZM136 1H135V3L134 4H132L133 6L134 5H136ZM140 3H142L141 1H140ZM151 3V2H150ZM153 3V2H152ZM151 3V4H152ZM157 3V2H156ZM168 3V5H169V7L170 6H172V5H170ZM175 3V2H174ZM179 3H181L182 4V2H179ZM178 3V4H179ZM190 3V2H189ZM204 3V2H203ZM214 3V4H215ZM232 3V2H231ZM239 3V2H238ZM242 3V2H241ZM241 3H239V5H241ZM245 3V2H244ZM262 3V2H261ZM45 4V3H44ZM43 4V5H44ZM114 4V3H113ZM120 4V3H119ZM126 4H125V9H126ZM138 4V3H137ZM143 4H145V2L143 3ZM177 4V3H176ZM178 4H177V6H178ZM205 4H206V2H205ZM207 4H209V3H207ZM214 4L212 5V6H214ZM243 4V3H242ZM249 4V3H248ZM250 4H252L251 2H250ZM264 4V3H263ZM36 5H40L39 3L38 4H36ZM115 5H117V3L115 4ZM121 5V6H122ZM140 5V4H139ZM139 5H136V6H139ZM153 5V4H152ZM165 5V4H164ZM175 5V4H174ZM173 5V6H174ZM189 5H191V4H189ZM193 5V4H192ZM210 5V6H211ZM238 5V4H237ZM246 5V4H245ZM252 5H254V4H252ZM31 6H30V8H31ZM34 6H35V4H34ZM110 7H111V5H109ZM119 5H117V7H118ZM121 6H119V7H121ZM128 6V5H127ZM131 6V5H130ZM145 6H146V4H145ZM154 6H155V4H154ZM154 6H153V8H154ZM159 6V5H158ZM163 6V5H162ZM179 6H181V7H185V5L184 6H182V5H179ZM258 6V5H257ZM36 7H38V6H36ZM41 7H42V5H41ZM46 7H48V6H46ZM91 7V6H90ZM110 7H109V9L108 10H110ZM129 7V6H128ZM141 7H143L144 8V5L142 6L141 5ZM140 6H139V8H141ZM200 7V6H199ZM198 7V8H199ZM200 7V8H201ZM34 8V7H33ZM32 8V9H33ZM48 8H50L51 9V7H48ZM115 8V7H114ZM113 8V9H114ZM122 8H124V7H122ZM132 8V7H131ZM137 8V7H136ZM143 8H141V10L143 9ZM155 8H156V6H155ZM163 8V7H162ZM207 9H208V7H206ZM244 8V9H243ZM24 9V8H23ZM38 9H39V7H38ZM57 9V8H56ZM113 9H112V12H113ZM119 9H121V8H119ZM130 9V8H129ZM28 9L26 8V14L28 15V13H30V10H29V12L27 11ZM46 12H48V9L46 8ZM62 10V9H61ZM72 10V9H71ZM77 9H75V10H73V11H76ZM114 10H116V9H114ZM123 10L124 9H122V12H123ZM156 10H159V9H157L156 8ZM39 11H41V8L39 9ZM44 11V13H45V10H43ZM54 12V10H51V13H53ZM60 11V10H59ZM65 11V10H64ZM86 11H87V9H86ZM120 12H121V10H119ZM144 11V10H143ZM153 11H155V10H153ZM163 11V10H162ZM78 12H79V9H78ZM108 12V13H107ZM142 12V11H141ZM152 12V11H151ZM158 12H160V11H158ZM21 13H22V15H21ZM33 13V12H32ZM37 15H38V11H36L35 12ZM50 13V14H51ZM62 13V12H61ZM67 13V12H66ZM66 13H65V15H66ZM70 13V12H69ZM72 13H74V12H71V14ZM90 13H85V14H90ZM115 13V12H114ZM35 14V15H36ZM40 14H43L42 12L40 13ZM49 14V13H48ZM54 15H53V18H54V16H55V14L56 13H53ZM76 14L77 13H75L74 14V16H76ZM79 14V13H78ZM82 13H80L79 15H81ZM116 14V13H115ZM144 14V13H143ZM84 15V14H83ZM82 15V16H83ZM86 15V16H87ZM155 15V16H154ZM160 15H161V13H160ZM31 16H33L34 17V14L33 15H31ZM49 16V15H48ZM48 16H47V18H48ZM56 16H58V15H56ZM78 16V15H77ZM76 16V17H77ZM159 16V15H158ZM27 17V16H26ZM37 17H40L39 15L37 16ZM45 17V16H44ZM50 17V16H49ZM59 17V16H58ZM79 17V16H78ZM77 17V19L79 20L80 18H81V16L78 18ZM160 18H162L161 16H159ZM25 18V17H24ZM23 18V19H24ZM30 18V16H28L27 17V19H29ZM35 18H36V16H35ZM46 18V17H45ZM47 18L45 19V20H47ZM65 18H68V15H66V17ZM75 18V17H74ZM93 18V19H94ZM31 19V18H30ZM29 19V21L28 22H30L31 20ZM41 19V18H40ZM39 19V20H40ZM72 19H73V17H72ZM71 19V20H72ZM83 19H85L86 20V17L84 18V16H83ZM87 19H89V18H87ZM33 21L34 20H37L38 21V19H32ZM42 20V19H41ZM59 20V19H58ZM57 19H56V22L58 21ZM68 20H70V19H68ZM70 20V21H71ZM73 20H75V19H73ZM50 21V20H49ZM65 21V20H64ZM80 21H82V18H81V20ZM87 21H91L90 19L89 20H87ZM43 22H44V20H43ZM42 21L39 23V24H41V23H43ZM61 22V21H60ZM66 22V21H65ZM83 22V21H82ZM96 22V21H95ZM22 23H23V21H22ZM23 23V24H24ZM37 22H35V24H36ZM37 23V24H38ZM53 23H54V21H53ZM63 20H62V23H59V24H62V26H63ZM74 23H78V24H80V22H74ZM84 23H85V21H84ZM84 23H82L81 25H84L85 26V24ZM89 23H91V22H89ZM171 23H174V25H171ZM31 24H32V22H31ZM46 24V23H45ZM56 24V23H55ZM54 24V25H55ZM65 24V23H64ZM70 25H71V23H69ZM68 24V25H69ZM94 24H96V23H94ZM175 24L177 25V27L178 26H185V28H189L190 30H192V32H195V33H197V37H196V35H193V36H195V37H193L192 36V34L191 35H188V34H190V30H188L189 32H187V35L189 36H185V35H182L180 32L179 33H175L174 35H170V33L169 34H167L168 33V31H166V30H168V28H170V26H175ZM42 25L43 24H41V27H42ZM47 25V24H46ZM49 25H50V22H49ZM49 25H48V28H49ZM54 25L52 24L51 26V28H55L54 27ZM68 25H67V27H68ZM69 25V26H70ZM77 25V24H76ZM38 26H40V25H37V27ZM45 26V25H44ZM43 26V27H44ZM57 26H58V24H57ZM62 26H60L61 27V29L63 28L64 29V27L66 26V25H64V27H62ZM89 26H90V24H89ZM94 26V25H93ZM29 27V28H28ZM40 27V28H41ZM42 27V29L44 30V28ZM59 27V28H60ZM74 27H76L75 25H74ZM82 27V26H81ZM81 27H79V31H83L82 29H81ZM103 27V28H102ZM33 30H32V29ZM39 28V27H38ZM48 29V31L50 30L51 32H52V30L53 29ZM57 28V27H56ZM69 28V30H70V27H68ZM68 28H65V29H68ZM91 28V27H90ZM104 28H106V29H104ZM29 29H31V30H29ZM58 29V28H57ZM57 29H54V30H57ZM59 30L60 32H58L57 34H58V36H60L59 35V33H61L62 35L65 33V32H68L67 30ZM73 29V28H72ZM72 29H71V32H73V31H75L74 29H73V31H72ZM87 29H88V27H87ZM93 29V28H92ZM94 29H96V28H94ZM184 29V28H183ZM22 30V31H23ZM42 30V31H43ZM76 30H78L77 28H76ZM86 30V29H85ZM89 30V29H88ZM91 30V29H90ZM106 30H108L110 33L108 34V32H106ZM171 30H172V28H171ZM176 29H174V31H175ZM177 30H178V28H177ZM177 30H176V32H177ZM182 30V29H181ZM4 31H5V33H4ZM45 31V30H44ZM44 31L43 32H41V29H40V31H38V32H40V34L42 33V34H45L44 33ZM159 31H163L164 33H161V32H159ZM174 31H172L173 33H174ZM3 32V33H2ZM32 32V33H33ZM51 32H49V34L51 33ZM57 32V31H56ZM90 32V31H89ZM182 32V31H181ZM184 32H185V30H184ZM26 33V32H25ZM25 33H23L22 34V36H21V38H23V35L25 34ZM52 33H54V31L52 32ZM75 33H77V31H75ZM83 33V32H82ZM94 33V32H93ZM92 33V34H93ZM97 33V32H96ZM96 33H94V34H96ZM98 33H100V32H98ZM113 33V34H112ZM29 34H31V33H28V35ZM42 34H41V36H42ZM49 34H46V35H49ZM72 34V33H71ZM79 34V33H78ZM88 34V33H87ZM104 34V35H103ZM184 34H186V32L184 33ZM25 35H27V34H25ZM35 36L33 37V39H35V42L37 41H39V40H36V36H40V35H37V34H34ZM52 35V34H51ZM65 35H67V34H65ZM64 35V36H65ZM69 36H70V34H68ZM75 36V38H76V35L75 34H72V36ZM83 35L85 36V34L83 33ZM89 35V34H88ZM98 35V34H97ZM31 37H28V36H26V37H28L29 39L31 38L32 39V36H33V34L32 35H30ZM41 36H40V38H41ZM53 37H54V34L52 35ZM78 36H81V35H78ZM77 36V37H78ZM92 36V35H91ZM100 36V37H101ZM115 36V39H116V34L114 35ZM119 36V35H118ZM192 36V37H191ZM19 37V38H18ZM25 37V36H24ZM37 37V38H38ZM49 37V36H48ZM51 37V36H50ZM49 37V38H50ZM52 37V41H50V43L52 42V44H54L55 43V41H54V43H53V38ZM61 37V36H60ZM60 37H58V39L60 38ZM87 37V36H86ZM96 37V36H95ZM1 38V37H0ZM43 38V37H42ZM42 38H41V40H42ZM49 38H47L46 37V40L47 39H49ZM63 38V37H62ZM67 38H69V37H67ZM71 39H73V37H70ZM88 38H90V35H89V37H87V39L86 40H89ZM93 38V37H92ZM27 39V38H26ZM25 39V40H26ZM28 39V40H29ZM39 39V38H38ZM44 39H45V35H44ZM70 39V40H71ZM79 39V38H78ZM81 39H83V37L81 36ZM21 40V39H20ZM45 40V41H46ZM51 40V39H50ZM55 40V39H54ZM60 40H62L61 38H60ZM65 40H66V38H65ZM80 40V39H79ZM92 40H94V39H92ZM32 41V40H31ZM44 41V42H45ZM48 41V40H47ZM45 42V43H49V41L48 42ZM58 42H59V40H57ZM67 41H69V39H67ZM73 41V40H72ZM78 41V40H77ZM137 41V42H138ZM16 42H18V41H16ZM42 43H43V40L41 41ZM171 42V41H170ZM173 42H175V41H173ZM45 43H43V44H45ZM50 43H49V45H50ZM69 43H71V42H69ZM79 43V42H78ZM131 43H132V41H131ZM166 43V42H165ZM164 43V44H165ZM41 43H39V45H40ZM60 44V43H59ZM128 44V43H127ZM134 44V43H133ZM144 44V43H143ZM147 44V43H146ZM149 44V43H148ZM47 44H45V46H46ZM49 45H47V46H49ZM57 45V44H56ZM62 45H64V44H62ZM69 45H71V44H69ZM124 45V44H123ZM145 45V44H144ZM40 46H42V45H40ZM44 46V45H43ZM44 46V47H45ZM46 46V47H47ZM60 46L61 45H59L58 47L60 48ZM143 46V45H142ZM56 47V46H55ZM65 47V46H64ZM74 48H75V46H73ZM120 47V46H119ZM118 47V48H119ZM144 47V46H143ZM43 48V47H42ZM57 48V47H56ZM61 48H63V46L61 47ZM71 48H72V46H71ZM149 48V47H148ZM150 48H153V47H150ZM149 48V49H150ZM156 48V47H155ZM46 49V48H45ZM51 49H53V47L51 46L50 47V49L48 48V50H50L51 51ZM58 49V48H57ZM68 49V48H67ZM168 49V48H167ZM55 49H53V51H54ZM63 50V49H62ZM69 50H70V48H69ZM75 50V49H74ZM73 50V52H75ZM139 50V49H138ZM147 51H148V49H146ZM130 51V50H129ZM52 52V51H51ZM66 52V51H65ZM71 52H72V50H71ZM140 52V51H139ZM146 52V51H145ZM145 52L143 53L144 55H145ZM114 53V52H113ZM121 54H123L122 52H120ZM127 53V52H126ZM136 53V52H135ZM141 53V52H140ZM139 54V53H138ZM137 55V54H136ZM167 55V54H166ZM127 56H129V55H127ZM131 56H132V54H131ZM139 56V55H138ZM159 56V55H158ZM161 56H162V54H161ZM124 57H125V55H124ZM146 57V56H145ZM164 57V56H163ZM122 58V57H121ZM127 58H129V57H127ZM134 58H135V55H134ZM134 58H130V59H132L133 61H137V60H139V59H137V60H135ZM138 58V57H137ZM140 58V57H139ZM144 58V57H143ZM160 58V57H159ZM123 59V58H122ZM121 59V60H122ZM125 59H126V57H125ZM130 59H127L128 60V63H129V61L130 62H132L131 63V65L133 64V61L132 60H130ZM173 59V58H172ZM142 60V59H141ZM150 60V59H149ZM148 60V61H149ZM169 60V59H168ZM174 60V59H173ZM124 60H122V61H120V62H123ZM144 61H146L145 59H144ZM152 61L153 60H151L150 62H151V64H153L152 63ZM163 62V61H162ZM146 63V62H145ZM148 63V62H147ZM155 63V62H154ZM122 64V63H121ZM135 64V63H134ZM140 64V63H139ZM143 64V63H142ZM141 64V65H142ZM150 64V63H149ZM161 64V63H160ZM164 64H166L165 62H164ZM124 65H126L125 63H124ZM124 65H122V67L124 66ZM140 65V66H141ZM130 66V65H129ZM145 66V64L143 65V67ZM146 66H147V64H146ZM146 66H145V69H146ZM166 66V65H165ZM120 67V66H119ZM121 67V68H122ZM124 67H126V66H124ZM142 67V68H143ZM149 67V66H148ZM150 67H151V65H150ZM153 67V66H152ZM173 68V67H172ZM148 69V68H147ZM152 69V68H151ZM150 69V70H151ZM159 69V68H158ZM180 69V68H179ZM182 69V68H181ZM180 69V70H181ZM154 70V69H153ZM163 70V69H162ZM149 71V70H148ZM159 71V70H158ZM172 71V70H171ZM154 71H152V73H153ZM149 73H150V71H149ZM155 73V72H154ZM161 73V72H160ZM169 73V72H168ZM180 73V72H179ZM157 74V73H156ZM175 74H177V73H175ZM149 76H150V74H148ZM155 75V74H154ZM158 75V74H157ZM161 75V74H160ZM169 75H171L172 76V74H170L169 73ZM181 74H179V76H180ZM156 76V75H155ZM155 76H151V77H155ZM159 76V75H158ZM171 76L169 77V78H171ZM174 76V75H173ZM178 76V75H177ZM177 76H175L176 78H177ZM160 77V76H159ZM146 78H149V77H146ZM161 78V77H160ZM159 78V79H160ZM108 78H106L105 80H106V83L107 84H110L111 82H112V79L111 78H109L110 80H107ZM155 79V78H154ZM154 79L152 80V79H150V80H144V82L145 83H148V84H152V83H154L155 81H154ZM158 79V78H157ZM157 79H155V80H157ZM163 79V78H162ZM171 80H173V79H171ZM161 81V80H160ZM164 82V81H163ZM162 82V83H163ZM170 83V82H169ZM168 83V84H169ZM105 84V83H104ZM154 84H157L156 82L154 83ZM159 85H160V83H159ZM170 85H171V83H170ZM107 86V85H106ZM168 86V85H167ZM173 86H175V85H173ZM173 86H171V87H173ZM151 87V91L150 92H152L153 93V91H152V87L153 86H149L148 88H150ZM170 87V86H169ZM154 88L155 89H157L156 88V86L154 85ZM123 89V88H122ZM136 89V88H135ZM134 89V87H128V88H125V89H123L122 91V93L124 94V92H125V94H131L132 93V91L133 90H135ZM144 90V89H143ZM136 91V90H135ZM138 92H139V90H137ZM147 92H148V90H146ZM141 92V91H140ZM155 92V91H154ZM133 94V93H132ZM137 94V93H136ZM135 94V95H136ZM138 94H140V93H138ZM138 94L136 95V97L138 96ZM143 94V93H142ZM156 94V93H155ZM159 94H161V93H159ZM122 95V94H121ZM151 95V94H150ZM122 96H124V97H126L125 95H122ZM131 96V95H130ZM143 96V95H142ZM146 96V95H145ZM148 96V95H147ZM127 97H129V96H127ZM135 97V96H134ZM138 97H141V96H138ZM137 97V98H138ZM149 97V96H148ZM123 98V97H122ZM125 100L126 99H128V98H124ZM123 99V100H124ZM130 99H132L131 97L129 98V100ZM134 99V98H133ZM132 99V100H133ZM139 99V98H138ZM84 100V99H83ZM86 100V99H85ZM90 100V99H89ZM86 101L85 103H84V105H83V102H82V106H79L78 105V107H76V106H72V109H73V111L76 113V116H78V115H81V116H84L85 115V112H89V108L91 109L92 108V105H94L93 103H88V102H90V101ZM132 100H130V101H132ZM136 100V99H135ZM134 100V101H135ZM121 101V100H120ZM98 102V101H97ZM96 102V103H97ZM122 102V101H121ZM127 102V101H126ZM125 102V103H126ZM136 102V101H135ZM99 103V102H98ZM120 105L122 104V103H119ZM127 104V103H126ZM81 105V104H80ZM112 105H113V103H112ZM115 105V104H114ZM118 105V104H117ZM119 105V106H120ZM96 106V105H95ZM98 107V106H97ZM118 107V106H117ZM92 109H94V108H92ZM85 111V112H84ZM93 112V111H92ZM84 114V115H83ZM87 115H89L88 113H86ZM76 116H74V118L75 119H70V120H63L62 122H59V123H55L53 126H54V128H56V130L58 131V132H60V134H61V131L63 132L62 133V135L64 134V135H66L67 133V135L68 136H70L69 135V133H71L72 135L70 136V137H74V139L75 138H79V137H84V139H87V140H85L86 142L89 140V138H90V140H95V142H93L94 143V146H89L90 148H91V151L89 150V151H87L88 150V148H85L84 146H83V148L84 149H87V150H85V152L84 153H86V155H87V153H88V156L90 155H92V153H93V155H92V157H90V159H92V160H90L91 161V163H94V165L97 167V170L96 171H98L100 174H98L99 175V177H100V180H101V177H103V176H100L102 173H107L108 171H110V169H112V167H114L115 168V166L117 165V166H119V164H120V162H121V160H123L124 159V155H125V160L124 161H122L123 162V164H124V162H125V164L127 165H125L124 167H121V170L122 169H129V168H133V167H135V165H136V168H138V173H136L135 175H139V174H141V175H139V176H141V178L143 177V173H155V175L157 174L158 175V173L157 172H159V171H156V167L155 168H152V167H154L155 165V161H153V162H150V163H152V164H147L148 162H149V160H151V159H153V160H155L156 158L158 159H156L157 161H159V163L161 164L162 163V161L164 162V160L165 159H169L170 158V156L171 157H176V154H177V156H180V155H178V153H181V155H183L184 157H178V159L177 160H179L180 162H177V163H179V164H175V165H178V167H177V169H179V167L180 166H184V168L188 171H185V169H184V171L183 172H187L186 174H183V172H182V170H178L179 172H182L181 173V175H178L179 176V178L178 179H180V176H182V177H184L183 179H182V181L183 180H185V181H187L188 179L190 180L191 179V177L193 178V177H195L198 173L200 174V173H203V171L202 170H200V167H197L198 165H201V164H199L200 162H198L197 163V161H198V159L196 158L197 156H196V153H195V149L193 148V145H191L192 147H190V145L189 146H186L187 147V149H191L190 151H192L191 153H192V155H191V153H189V150H185L186 148L184 147V144H181L180 142H175L176 144H174V141L172 142V139H168L170 142H172L173 144L172 145H175V146H172V145H170L169 143V141L167 140V138L169 137L170 138V136H168L167 138H164V139H161L160 138V140H159V138H158V140L157 139H154V141H153V139H151L152 141H149V139H147L146 141H143V140H140L139 138V143L138 144H136L137 142H135V145L137 146L136 148H135V146L134 145H132V148H130V147H128V148H130L129 150H128V148H126L127 147V145H125L124 146V139H125V137H126V135H128V133H135V131H136V129L139 127V125H138V127L135 129V127H132V126H123V125H104L103 123H99V122H94V121H88V120H86V118L88 117V116H86L85 117V119H83V118H79V117H76ZM93 120V119H92ZM96 121V120H95ZM22 125V124H21ZM21 125H19L18 126V128L17 129H19L20 127H21V131H24V129H26L24 126H27V125H24L23 127L21 126ZM30 126V125H29ZM34 126V125H33ZM33 126L31 127L30 126V128H33ZM36 126V125H35ZM42 126V125H41ZM46 128L47 129H50V130H53L54 131V128H53V126L52 125H50V127H48V125L46 124ZM15 127H17V126H15ZM37 127L38 128H40L39 127V125H37ZM133 128V130H132V128ZM151 127V126H150ZM14 128V127H13ZM13 128H11V126H10V129H13ZM42 128V127H41ZM52 128V129H51ZM131 128V129H130ZM141 128V127H140ZM153 128H157V129H159V127L158 126H156V125H154V127ZM153 128H151V130L153 129ZM1 129H6V128H1L0 127V130ZM9 129V130H10ZM14 129H16V128H14ZM27 129H28V126H27ZM37 129V128H36ZM141 129H146V131H149V130H147V128H141ZM150 129V128H149ZM32 130V129H31ZM46 130V129H45ZM55 130V132H57ZM132 130V131H131ZM138 131H139V128L137 129ZM153 130H155V129H153ZM16 131V130H15ZM27 131V130H26ZM33 131V130H32ZM129 131V132H128ZM143 132V130H140V132ZM2 132V131H1ZM7 132V131H6ZM11 132V131H10ZM43 132V131H42ZM126 132H128V133H126ZM233 132V131H232ZM236 132V131H235ZM262 132H264V131H262ZM20 133V132H19ZM53 133V132H52ZM125 133V134H124ZM138 133V132H137ZM229 133V132H228ZM228 133L227 134H223L222 133V135H224V136H227L228 138L229 137H233L234 139H235V135H238L237 133L236 134H234V133H231V136H230V134L228 135ZM25 134V133H24ZM49 134V133H48ZM51 134V133H50ZM125 135V137H123V135ZM152 134V133H151ZM233 134V135H232ZM255 134V133H254ZM52 135V134H51ZM149 135V134H148ZM255 135H257V137H259V139H260V137H261V139H262V135H263V138H264V133H260V136L256 133ZM54 136H55V134H54ZM57 136V135H56ZM123 137L124 139H122V141H123V146H124V148H119V149H116L115 147H114V145L115 144H118V143H115V141H116V139H119L120 137ZM64 137H66V136H62V139H60L62 142H63V138ZM70 137H68V138H70ZM97 137H100V139L99 138H97ZM102 137V138H101ZM130 137V136H129ZM147 137V136H146ZM166 137V136H165ZM56 138V137H55ZM61 138V137H60ZM67 138V139H68ZM95 138V139H94ZM103 138H108V139H105L106 140V142H108V145H107V143L105 142V140L103 139ZM109 138L110 139H113V138H116V139H113V140H115L114 142H113V140H112V142H111V140L110 141H108L109 140ZM145 138V137H144ZM154 138V137H153ZM226 138V137H225ZM98 139H99V141H98ZM101 139L102 140H104V142H102L101 141ZM234 139H232V138H229V141L230 140H232V141H234ZM66 140V139H65ZM68 140H70V139H68ZM68 140H66L65 142H67ZM78 140H80V139H78ZM83 140V139H82ZM120 141H121V139H119ZM119 140H117L116 142H120ZM126 140V139H125ZM161 140H164V141H161ZM167 140V143H165V141ZM56 141V140H55ZM96 141H97V143H96ZM101 141V142H100ZM121 141V142H122ZM128 141V140H127ZM126 141V142H127ZM138 141V140H137ZM175 141H177V140H175ZM228 141V142H229ZM22 142V141H21ZM54 142V141H53ZM68 142H70V141H68ZM81 142V141H80ZM85 142V143H86ZM90 142V141H89ZM125 142V143H126ZM132 142V141H131ZM134 142V141H133ZM160 142L162 143V142H164V145L165 146H171L170 148H171V150H172V147H174L173 148V152H177V153H173L171 150H170V148H168L169 150H170V153L168 154V151H167V147H165L164 145H160ZM23 143V142H22ZM49 143V142H48ZM55 143V142H54ZM56 143H57V141H56ZM56 143H55V145H56ZM73 143H74V145H75V143H77L76 141H73ZM84 143V142H83ZM85 143H84V145H85ZM107 145V146H105V144ZM109 143H111V144H109ZM112 143H115V144H112ZM127 143H129V141L127 142ZM157 143V144H156ZM178 143H180V144H178ZM184 143V142H183ZM42 144V143H41ZM47 144V143H46ZM50 145H51V143H49ZM59 144H60V142H59ZM67 144V147H69L68 145H73V144H70V143H66ZM65 144V145H66ZM78 144V143H77ZM76 144V145H77ZM87 144V143H86ZM97 144V145H96ZM104 144V145H103ZM134 144V143H133ZM163 144V143H162ZM45 145V144H44ZM54 145V144H53ZM73 145V146H74ZM79 145V144H78ZM88 145V144H87ZM93 145V144H92ZM96 145V146H95ZM139 145H140V148H142V150L140 149L139 150ZM155 145H157V146H155ZM177 145V146H176ZM180 145V146H179ZM188 145V144H187ZM8 146V145H7ZM41 146V145H40ZM39 146V147H40ZM98 146V147H97ZM118 147H119V145H117ZM121 146V145H120ZM128 146H131V144H129ZM152 146L153 147H155V148H152ZM161 146H164L163 147V149L161 148ZM179 146V147H178ZM181 146H183V147H181ZM9 147V146H8ZM44 147V146H43ZM50 148V146H47V148ZM61 147H62V145H61ZM92 147H94L95 148V150H92ZM114 147V148H113ZM144 147H145V149H144ZM159 147V148H158ZM232 147H233V149H234V145H232ZM231 147V148H232ZM30 148V147H29ZM53 148V147H52ZM55 148V147H54ZM54 148H53V150H54ZM64 148H66L65 146H64ZM89 148V149H90ZM138 148V149H137ZM149 148V149H148ZM158 148V149H157ZM180 148V149H179ZM182 148H183V150L185 151H183L182 150ZM44 149H45V147H44ZM58 149H59V147H58ZM63 149V148H62ZM67 149V148H66ZM68 149H70V147L68 148ZM78 149V148H77ZM122 149H124V153H121L122 152ZM132 149V150H131ZM137 149V150H136ZM151 149V150H150ZM152 149H154V150H152ZM157 149V150H156ZM162 149V150H161ZM164 149H166L165 150V153H164ZM194 149V150H193ZM46 150V149H45ZM79 150H81V149H79ZM83 150V149H82ZM81 150V151H82ZM112 150H115V151H112ZM117 150H118V152H117ZM125 150H126V152H125ZM128 150V151H127ZM135 152H134V151ZM148 150H149V152H148ZM162 151V156L163 155H165V157H164V160H160L161 159V151ZM180 150V151H179ZM182 150V151H181ZM52 151V150H51ZM57 151V150H56ZM59 151V150H58ZM73 151V149H71V152ZM81 151H78V154L80 155V157H82V158H80V160H82L83 158H84V160L83 161H85L88 165H86V163L84 164V162L81 164L83 167L81 168V165H80V162L78 161V163L79 164H77V171L75 172V173H77V172H79L80 173V175H81V178L83 177H87V179H91V183L93 182V180H94V178L95 177H97V176H95V175H93V174H95V169H96V167H93L94 165L93 164H91L90 163V161H88L87 160V158H89V157H83V152H81ZM87 151V152H86ZM130 151H132L131 153H133V155H132V157H131V155H130ZM153 152V155H151L152 154V152ZM156 151V152H155ZM160 151V152H159ZM167 151V152H166ZM186 151H188V156L186 155L187 153H186ZM30 152V151H29ZM68 152V151H67ZM71 152H69V153H66V155H68L67 157H68V159H69V155H71V154H73L74 155V151L71 153ZM90 152V153H89ZM117 152V153H116ZM120 152V153H119ZM183 152V153H182ZM193 152H194V154H193ZM24 153H26V152H24ZM23 153V154H24ZM63 153H65V152H63ZM80 153H82V154H80ZM108 153V154H107ZM125 153H127V154H129L130 155V160H128V159H126V158H128V157H126V156H129V155H127V154H125ZM149 153H151V154H149ZM154 153L155 154H157V157H155L154 156ZM158 153L160 154V155H158ZM164 153V154H163ZM167 153V154H166ZM172 153L175 155V156H172ZM8 154V153H7ZM38 154V153H37ZM75 154H77L76 152H75ZM103 154V155H102ZM110 154V155H109ZM144 154H146L148 157H147V159L145 158H142V157H145L144 156ZM190 154V155H189ZM32 155V154H31ZM52 155H54V154H52ZM85 155V156H86ZM97 155V156H96ZM102 155V156H101ZM104 155H105V157H104ZM109 155V156H108ZM141 155V156H140ZM167 155V156H166ZM170 155V156H169ZM198 155V154H197ZM199 155H201V154H199ZM25 156V155H24ZM28 156V155H27ZM26 156V157H27ZM57 156H59V154L57 155ZM72 156V155H71ZM123 156V157H122ZM140 156V157H139ZM149 156H151V159H148V158H150ZM169 156V158H167ZM187 156V157H186ZM191 156V157H190ZM196 156V157H195ZM204 156V155H203ZM32 157V156H31ZM77 157V155L73 158V159H79V157L78 158H76ZM94 157V158H93ZM122 159H121V158ZM153 157V158H152ZM186 157V159H188V161L190 162V164L188 165L186 162H187V160H183L182 158H185ZM195 157V158H194ZM205 157V156H204ZM22 158V157H21ZM45 158V157H44ZM50 158V157H49ZM54 158V157H53ZM139 158H142L141 160H143L144 159V163H146L145 165H144V167L146 168V169H148L146 172H143L144 170H146L145 168H143V166H142V164L141 163H143L141 160H139ZM160 158V159H159ZM179 158H181V159H179ZM192 158V159H191ZM208 158V157H207ZM24 159V158H23ZM63 159H65L64 158V156H63ZM121 159V160H120ZM136 160V162H135V160ZM163 159V158H162ZM191 159V160H190ZM195 159H196V161H195ZM32 160H33V158H32ZM60 160V159H59ZM70 160H71V158H70ZM70 160H68L69 162H71ZM87 160V161H86ZM127 160V161H126ZM132 160V161H131ZM134 160V161H133ZM146 160V161H145ZM148 160V161H147ZM167 160H165V161H167ZM176 160V161H177ZM201 160V159H200ZM24 161V160H23ZM44 161V160H43ZM46 161V160H45ZM66 161H67V158H66ZM65 161V162H66ZM93 161V162H92ZM95 161V162H94ZM120 161V162H119ZM130 161V162H129ZM137 161H139V162H141L140 164H138L139 162H137ZM161 161V162H160ZM186 161V162H185ZM208 161V160H207ZM26 162V161H25ZM32 163H33V161H31ZM82 162V161H81ZM118 162V163H117ZM131 162H133L134 164H132ZM168 162H171V164H173L172 162L173 161H168ZM168 162H165V164L166 163H168ZM28 163V162H27ZM32 163H30L29 162V164H31V165H33ZM37 163V162H36ZM60 163V162H59ZM73 164L74 163H76V162H72ZM71 163V164H72ZM90 163V164H89ZM128 163H131V165H134V166H132V167H130V164H128ZM136 163V164H135ZM158 162H156V165H160L159 163L157 164ZM180 163H184V165H180ZM24 164V163H23ZM35 164V163H34ZM40 164V163H39ZM67 164H68V162H67ZM66 164V165H67ZM103 166H102V165ZM111 166H110V165ZM137 164H138V166L140 165V168L137 166ZM170 164V163H169ZM196 164H197V166H196ZM42 165V164H41ZM44 165V164H43ZM56 165V164H55ZM70 165V164H69ZM76 164H74V166H75ZM80 165V166H79ZM93 165V166H92ZM100 165V166H99ZM113 165V166H112ZM153 165V166H152ZM175 165H174V167H172V168H175ZM190 165H191V167H190ZM25 166V165H24ZM89 166V167H88ZM92 166V167H91ZM120 166H121V164H120ZM142 166V167H141ZM147 166V167H146ZM151 166V167H150ZM161 166V165H160ZM165 166V165H164ZM169 166V165H168ZM168 166H167V169H168ZM172 166V165H171ZM188 168V166L191 168V170L189 169H187L186 167ZM193 166H194V168H193ZM204 166H205V164H204ZM30 166H28V168H29ZM33 167H35V166H33ZM70 167H72V165L70 166ZM69 167V168H70ZM99 167H103L102 169H99ZM106 167V168H105ZM108 167H109V170H108ZM111 167V168H110ZM150 167V168H149ZM159 167V166H158ZM158 167H157V169H158ZM27 168V167H26ZM27 168V169H28ZM31 168V167H30ZM29 168V169H30ZM58 168V167H57ZM62 168V167H61ZM89 168V169H88ZM112 169V171L113 172H108L109 174H111L112 176L110 177V182H112V180H113V176H114V178H116L117 176H116V173L114 172V170L116 171V169H117V167H116V169ZM120 168V167H119ZM142 168V169H141ZM151 168L153 169V170H151ZM164 168H166V166L164 167ZM181 168V167H180ZM195 168H197V169H195ZM202 168V167H201ZM203 168H205V167H203ZM24 169V168H23ZM32 169V168H31ZM31 169L30 170H26V169H24V173H25V170L26 171H30V173L31 172H33L34 173V171H31ZM35 169V168H34ZM33 169V170H34ZM37 169V168H36ZM54 169V168H53ZM52 169V170H53ZM64 169V168H63ZM73 169V168H72ZM74 169H75V167H74ZM73 169V170H74ZM91 169H93L94 171H91ZM99 169V170H98ZM140 169V170H139ZM155 169V170H154ZM160 169H162V167H160ZM159 169V170H160ZM169 169H170V167H169ZM177 169H175V171L177 170ZM41 170V169H40ZM46 170V169H45ZM55 170V169H54ZM60 170V169H59ZM69 171L71 170V169H68ZM72 170V171H73ZM90 170V171H89ZM102 170V171H101ZM105 170H106V172H105ZM108 170V171H107ZM118 170H120V169H118ZM196 170V171H195ZM200 170V171H199ZM22 168H21V173H22ZM50 171V170H49ZM61 171H62V169H61ZM69 171H67L68 173V175H67V177L68 176H71L70 174H69ZM85 171V172H84ZM88 171V172H87ZM124 171V170H123ZM129 172H131L132 170H128ZM128 171H126L125 170V173L126 172H128ZM134 171H135V169H134ZM137 171V170H136ZM156 171V172H155ZM169 171V170H168ZM199 171V172H198ZM38 172V171H37ZM60 172V171H59ZM90 172V173H89ZM94 172V173H93ZM97 172V173H98ZM118 173H117V175H118V178H119V176H121V174L122 173H119V171H117ZM121 172V171H120ZM163 173L165 172V170L164 171H162ZM162 172L160 171V175H158V176H161L162 175ZM10 173V172H9ZM23 173V174H24ZM30 173L29 174H27V172H26V174L28 175V177H30ZM41 173H44V172H41ZM56 173H57V171H56ZM60 173H63V172H60ZM71 173V172H70ZM74 173V172H73ZM79 173H78V175L77 174H75L77 177H79ZM113 173V174H112ZM115 173V174H114ZM134 173V172H133ZM150 173V174H151ZM166 173V172H165ZM197 173V174H196ZM35 174H36V172L34 173V175H32V177H35ZM40 174V173H39ZM55 174V173H54ZM64 174V173H63ZM109 174H105L106 175V177L107 176H109ZM124 174V173H123ZM122 174V175H123ZM127 174V173H126ZM129 175H130V173H128ZM146 174H144L145 176V180H147V179H149L150 180V178H151V175L149 176L148 174L146 175ZM168 174V173H167ZM176 174V173H175ZM180 174V173H179ZM1 175V174H0ZM22 175V174H21ZM41 175V174H40ZM47 175V174H46ZM53 175V174H52ZM52 175H51V177H52ZM60 175V174H59ZM84 175V176H83ZM90 175V176H89ZM93 175V176H92ZM97 175V174H96ZM103 175V174H102ZM105 175H104V177H105ZM157 175L155 176V178H153L154 176H152V178L151 179H153V180H155V179H157L158 177H157ZM172 175L174 176V174L172 173ZM184 175V176H183ZM22 176H24V175H22ZM72 176H73V174H72ZM88 176L89 177H91L92 176V178H88ZM95 176V177H94ZM124 176V175H123ZM166 176V175H165ZM168 176V175H167ZM167 176L165 177V178H163L164 180H166L167 182H168V179H170V177L168 178V179H166L167 178ZM173 176H172V178L169 180V181H173V179L175 178V176L177 177V174L174 176V178H173ZM186 176V177H185ZM27 177V176H26ZM43 177H45V176H43ZM55 177H58L57 175L55 176ZM60 177V176H59ZM64 177H66V176H64ZM64 177L62 176V178H63V180H64ZM99 177L98 178H96V179H98V180H96L95 179V181L97 182L98 181V183H99V185H101V181L99 180ZM103 177V178H104ZM124 177H125V179H124ZM124 177H120V178H123V179H120L119 181L121 182H119L118 181V178H116L115 180V182L116 183H114V184H117V182H119L121 185L122 184H124L122 181H125L127 178H126V176H124ZM131 177H133V176H131ZM144 177H143V179H144ZM148 177V178H147ZM157 177V178H156ZM189 177V178H188ZM54 178V177H53ZM70 178V177H69ZM75 178V177H74ZM80 178V177H79ZM107 178H109V177H107ZM112 178V179H111ZM161 178V179H162ZM188 178V179H187ZM23 178H21V180H22ZM37 179H38V175H37ZM40 179V178H39ZM41 179H42V177H41ZM68 179V178H67ZM67 179H66V181H67ZM72 179V178H71ZM87 179H85L86 181H87ZM93 179V180H92ZM105 179L106 178H104V181H103V179H102V181L104 182V183H108V187H110V189H111V193L110 194H113V193H115V195L114 196H119L120 197V195H122V196H124L125 197V199H123V198H119V197H117V200L115 201L114 199H112L114 202H117V201H120V202H122V200H120V199H123L124 201H123V203H114V202H111V201H106L107 199V196H105L104 198L106 199L104 202H102V204H99V202L97 201V203H94L93 201H92V203L89 201V199H88V201H86V202H83L82 200H80V198H79V200H77V198H78V196L77 195H75V196H77V198H76V200L78 201H74L72 198V200L73 201H71V199H70V196L72 195H70V193H74V192H71L70 191V189L71 188H67L66 187V190L67 189H69V191H70V193L68 192V191H64V193H68V197L66 198V197H63L62 196V194L63 193H61V196L64 198V200H65V198L66 199H68V200H65L64 202L61 200V202H59V203H57L56 201H60V199L59 200H56L55 199V201H53V199H52V201H50L51 199L49 198L48 200H47V198H45V199H43V201L42 200H39V199H35V201L32 199H30V197L32 196V197H34L35 195H33V192H34V190L36 189H38V188H35L34 190H33V192H31L32 194H30V196H28V198H25V197H22V195H21V191H18V185L16 184H14V182H15V180L13 179V176H11V175H6V177H0V264H264V219L263 218H242V217H233V216H230V215H225V217H223L224 215H221V217L219 216H213V215H211V213L210 212H212L213 210L212 209H210V208H207V210H209V211H207V213H204V212H202V214L204 213V214H207L206 216L203 214H201V213H199V211L201 212V210H198V208H196L195 206L196 205H194V202L193 203H185V204H188L187 206L186 205H184V204H182L181 203V205H179V204H176V202L177 201H174L175 202V207L177 208H175L173 205H171V202L170 203H166V201H164L166 204H168L167 206H165L163 203L161 204V203H158V201H160V200H158V201H156V202H152V201H150V199H151V196L148 198V193H146V196H147V198H148V201L147 200H139V199H142V198H138V199H136V200H131L130 199V201H129V197L130 196H132V195H130V196H125V194L123 195V192H125V191H121L120 193H119V191L117 190V186H116V190L118 191L117 192V195H116V190L115 189H113V190H115V192H113L112 191V188H111V183H109L108 181H109V179L107 180V182L105 181ZM130 179L131 178H129V180L128 181H130ZM139 179H140V177H139ZM142 179V180H143ZM155 180V181H153V180H150V182L152 181V182H154V183H152V184H156L157 183V181L158 182H160V181H164V180ZM176 179V178H175ZM175 179H174V182H175V185L177 186L178 185V183H180L181 182V185L179 184V186H181L182 187V183H184L185 184V182H182V181H178L177 179V183H176V181H175ZM180 179V180H181ZM31 180H34V179H31ZM46 180V179H45ZM48 180V179H47ZM56 180V179H55ZM58 180V179H57ZM63 180H61V181H63ZM69 180V179H68ZM77 181V183H78V180H80V179H76ZM84 179H82V181H83ZM134 180V179H133ZM145 180H143V182L145 181ZM149 180H147L146 181V184H148V186H149V183L150 182H148ZM23 181V180H22ZM27 181H30V179L29 180H26V182ZM37 181V180H36ZM40 181H43V180H40ZM51 182H53L52 181V179L50 180ZM85 181V182H86ZM90 181V180H89ZM128 181H125V182H128ZM191 181V180H190ZM24 182V181H23ZM102 182V183H103ZM134 182H135V180H134ZM134 182H132V183H134ZM156 182V183H155ZM165 182V181H164ZM167 182H165V183H167ZM174 182H172V183H170V184H173ZM194 182H196V179L193 181L192 180V182H189L188 181V183H190V184H192V183H194ZM25 183V182H24ZM24 183H22V184H24ZM28 183H30V185H31V181L30 182H28ZM43 183V182H42ZM41 183V184H42ZM45 183V182H44ZM64 183V182H63ZM66 183V182H65ZM64 183V184H65ZM68 183V182H67ZM74 183H75V180H74ZM73 183V184H74ZM81 183V182H80ZM95 183V182H94ZM97 183V184H98ZM113 183V182H112ZM118 183V184H119ZM163 183V182H162ZM26 184V183H25ZM24 184V186H26ZM33 184H35V183H33ZM40 184V185H41ZM64 184H63V190L65 189V187H64ZM70 183H68V185H69ZM72 184V183H71ZM96 184V183H95ZM94 184V185H95ZM119 184V186H120V190H121V188L123 187L124 188V186L122 185H120ZM130 184V183H129ZM144 184H145V182H144ZM168 185H169V183H167ZM67 184H65V186H66ZM83 185V184H82ZM91 185H93V184H91ZM90 185V186H91ZM110 185V186H109ZM125 185V184H124ZM151 185V184H150ZM158 185H159V189L158 190H160V188L161 189H163V190H165L163 187L164 186H166V184H162V185H160L159 183H158ZM158 185H156V186H154V187H157ZM168 185H167V187H168ZM194 185V184H193ZM16 186H18V187H16ZM22 186V185H21ZM23 186V187H24ZM33 186V185H32ZM35 186V185H34ZM33 186V187H34ZM44 187H46L45 185H43ZM72 186V185H71ZM75 186V185H74ZM74 186H72L73 188H74ZM85 186V185H84ZM98 186V185H97ZM102 186H104L103 184H102ZM105 186H107V184L105 185ZM119 186H118V189H119ZM151 186H153V185H151ZM172 186V185H171ZM170 186V187H171ZM176 186H174V188L176 187ZM188 186H189V184H188ZM191 186V185H190ZM22 187V188H23ZM29 188H32L31 186H28ZM76 187V186H75ZM77 187H78V185H77ZM133 187V186H132ZM144 187H146V186H144ZM186 187H187V184H186ZM17 188V189H16ZM39 188H41V187H39ZM72 188V191L74 190V189H77V188H74L73 189ZM95 189H96V187H94ZM99 188H101V187H99ZM107 188V187H106ZM105 187H103V189H106ZM166 188V187H165ZM169 188V187H168ZM173 188V187H172ZM171 188V189H172ZM185 188V187H184ZM193 189H191V187L190 188H186V189H190L189 190V194H192V196H194V194L193 193H191V192H194L193 190H195L194 188H196V186H193L192 187ZM25 189V188H24ZM24 189H21L22 190V192H23V190ZM33 189V188H32ZM54 189V188H53ZM92 189H93V187H92ZM91 189V190H92ZM94 189V190H95ZM102 188H101V190H100V193H101V191H102V195H106V193L107 192H109V188L107 189V190H103ZM156 189V190H157ZM20 190V189H19ZM47 190H48V188H47ZM60 190V189H59ZM63 190H61V191H63ZM79 190V189H78ZM81 190V189H80ZM94 190L92 191V192H94ZM146 190H147V192H148V189H147V187H146ZM157 190V191H158ZM162 190V191H163ZM168 190V189H167ZM170 190V189H169ZM175 190V189H174ZM28 192H29V190H27ZM26 191V192H27ZM37 191H39L40 192V189H38ZM41 191H42V189H41ZM49 191V190H48ZM47 191V192H48ZM51 191V190H50ZM49 191V192H50ZM97 192H99V190H96ZM103 191H106V193H104ZM153 190H151L150 192H149V195H150V193L152 194L153 192L155 193H153L152 195L154 196V195H156V196H160V195H157L158 193H156L155 191H153ZM176 191V190H175ZM38 192V193H39ZM45 192V191H44ZM43 192V193H44ZM47 192H45L46 193V195H48V193ZM76 192V191H75ZM79 192V191H78ZM77 192V193H78ZM81 192V191H80ZM83 192H85V191H83ZM87 192H91V191H87ZM97 192H94V193H97ZM165 192H167V191H165ZM170 192H171V190H170ZM169 192V193H170ZM174 192V191H173ZM24 193H25V191H24ZM23 193V195H25V196H27L26 194H24ZM37 193V194H38ZM42 193V192H41ZM42 193V194H43ZM44 193V194H45ZM52 193V192H51ZM82 193V192H81ZM80 193V194H81ZM168 193V195H170L171 196V194H169ZM74 194H76V193H74ZM85 194H86V192H85ZM98 194V193H97ZM97 194H95V195H97ZM108 194V193H107ZM120 194V195H119ZM132 194V193H131ZM135 194V193H134ZM138 194V193H137ZM179 193L177 192V195H178ZM51 195H54V194H51ZM56 195V194H55ZM64 196H67L66 194H63ZM70 195V196H69ZM99 195V194H98ZM97 195V197H99ZM136 195V194H135ZM139 195H141V197H142V193L141 194H139ZM138 195V196H139ZM165 196H166V194H164ZM167 195V197H169ZM174 195H175V193H174ZM49 197H50V195H48ZM74 196V197H75ZM84 196V195H83ZM86 196V195H85ZM87 196H88V194H87ZM111 197H112V195H110ZM113 196V197H114ZM121 196V197H122ZM146 196L144 195V197H143V199H145L146 198ZM163 196V195H162ZM165 196H163V197H165ZM172 196H173V194H172ZM25 198V199H28L29 200V203H22L23 201L20 199V198ZM36 197H38V196H36ZM41 197V196H40ZM53 197V196H52ZM79 197H82V195L81 196H79ZM91 197V196H90ZM158 197H156V198H158ZM205 197H207V196H205ZM43 198V197H42ZM62 198V199H63ZM110 198V197H109ZM119 198V199H118ZM132 198V197H131ZM160 198H162V197H160ZM82 199V198H81ZM116 199V198H115ZM126 199H128L127 201H126ZM28 200H27V202H28ZM45 200H47V202L45 203ZM86 200V199H85ZM98 200V199H97ZM102 200V199H101ZM100 200V201H101ZM110 200V199H109ZM153 200H154V198H153ZM156 200V199H155ZM22 201V202H21ZM42 201L43 203H40V202ZM103 201V200H102ZM126 201V202H125ZM169 201V200H168ZM109 203V206H107V204ZM179 202V201H178ZM207 203L209 202V201H206ZM61 203V204H60ZM104 203L106 204V206L104 205ZM204 203H205V201H204ZM203 203V204H204ZM207 203H206V205H207ZM173 204V203H172ZM194 205V206H192V205ZM183 205V207L181 208V206ZM192 206V211L189 209V207H191ZM205 205V206H206ZM168 206L169 207H171V206H173L176 210H180V209H182V211H181V213H183V208H185V206L186 207H188V209L187 208H185L184 209V211H185V213H186V210H188L187 211V213L188 214H186L185 215V213H183V215L184 216H186V217H182L181 218V216H182V214L181 215H179L178 217L177 216H173V213H174V211H172V209H168V210H166V208H168ZM178 207L180 208V209H178ZM102 208V209H101ZM193 208H195V211H197V213H199L198 215L195 213V211H193L194 209ZM26 210V211H25ZM101 210H103L102 212H101ZM99 213H98V212ZM104 211H106L105 213H104ZM178 211H175V213L177 212V213H180V212H178ZM189 211H191V212H189ZM102 214H101V213ZM25 213V214H24ZM113 213V215H111ZM190 213V214H189ZM194 213L196 214L195 216H194ZM220 213H221V211H220ZM28 214V215H27ZM168 214V215H167ZM172 214V215H171ZM208 214H210V215H208ZM225 214V213H224ZM27 216V218H25L24 216ZM104 215H106L107 217H106V220H107V224H106V227L104 228L103 226H105L104 224L102 225L101 224V222H100V220L99 219H103V217H104ZM115 215H117L116 217L117 218H121V221L123 222V224H120V223H122L120 220V223L117 225V224H114V223H111L113 220V216H115ZM192 217H191V216ZM201 215V216H200ZM103 216V217H102ZM112 216V217H111ZM188 216V217H187ZM111 217V218H110ZM67 218V219H66ZM66 219V220H65ZM112 220V221H111ZM98 221L100 222V224H98ZM101 221H103V220H101ZM96 223H97V225H96ZM25 225H27V226H25ZM102 226V227H101ZM45 227V228H44ZM24 228H27V230H26V233L27 234H24ZM44 228V229H43ZM87 228H89V230L87 229ZM86 229L89 231V234L87 233V231H86ZM102 230H103V232L106 234V232H107V234L106 235H110V233L112 234V236H115V239L113 238V240L115 241H113L112 239V241L114 242V244H113V242L112 241H110L112 244H109V243H106V242H109V241H106V242H104V240H101L100 238H102V236H101V233H103L102 232ZM41 231L43 232V233H45L44 234V236H43V234H42V236H41ZM86 231V232H85ZM28 232H29V234H28ZM63 232H64V234H70L71 235V237L69 238V236L67 237L66 235V241L64 240H62V239H64V238H62V235H63ZM70 232V233H69ZM109 233V234H108ZM28 237V242H27V240H25V239H27L26 237ZM64 236V237H65ZM112 236H111V238H112ZM256 236V237H255ZM117 237V238H116ZM68 238V239H67ZM251 238H254V239H252L251 240ZM256 238V239H255ZM250 240V242L252 243V241L254 240V242L252 243V245L250 246V244H249V246H248V244H247V246L245 247V245H246V241H249ZM243 241H245V242H243ZM250 242H248V243H250ZM245 244V245H244ZM242 247H244V248H242ZM250 247V248H249Z\"/></svg>","mask_w":264,"mask_h":264}]
</instances>
